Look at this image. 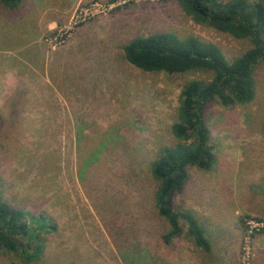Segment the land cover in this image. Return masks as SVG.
Here are the masks:
<instances>
[{
  "label": "rangeland",
  "instance_id": "rangeland-1",
  "mask_svg": "<svg viewBox=\"0 0 264 264\" xmlns=\"http://www.w3.org/2000/svg\"><path fill=\"white\" fill-rule=\"evenodd\" d=\"M158 33L213 43L229 62L251 47L194 22L177 0L0 2V197L24 213L25 244L42 247L30 263L1 251L0 264H264V62L251 103L207 105L213 165L188 167L172 198L209 251L182 219L165 243L151 164L182 142L183 86L212 76L129 64L124 46Z\"/></svg>",
  "mask_w": 264,
  "mask_h": 264
},
{
  "label": "trees",
  "instance_id": "trees-1",
  "mask_svg": "<svg viewBox=\"0 0 264 264\" xmlns=\"http://www.w3.org/2000/svg\"><path fill=\"white\" fill-rule=\"evenodd\" d=\"M191 19L207 25L235 39L249 40L251 47L229 62L220 48L213 43L190 36L178 39L167 33L147 37L137 36L123 48L129 64L145 72L182 74L209 73V82L190 80L181 91L177 109V123L173 132L181 143L160 149L159 157L151 164V176L157 181L155 204L158 215L164 218L169 231L164 242L181 236L180 220L187 224V234L205 252L209 243L203 230L187 214L172 208L174 194L181 192L188 178V167L211 169L214 156L209 144L210 132L205 121V110L211 102L224 107L251 103L255 98L253 73L264 62V2L248 3L245 0H177ZM8 7H15L20 0H0ZM264 182L259 186L263 188ZM30 228L24 213L0 197V252L21 251L27 263L42 252L38 236L34 248L25 244L30 238ZM28 248V250H27ZM32 250L31 252H29Z\"/></svg>",
  "mask_w": 264,
  "mask_h": 264
}]
</instances>
